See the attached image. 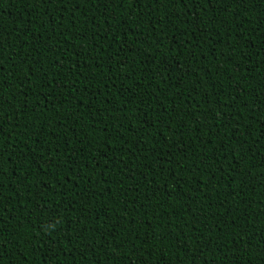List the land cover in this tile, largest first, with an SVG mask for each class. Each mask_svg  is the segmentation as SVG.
<instances>
[{
    "label": "trees",
    "instance_id": "trees-1",
    "mask_svg": "<svg viewBox=\"0 0 264 264\" xmlns=\"http://www.w3.org/2000/svg\"><path fill=\"white\" fill-rule=\"evenodd\" d=\"M0 130V264H264V0H0Z\"/></svg>",
    "mask_w": 264,
    "mask_h": 264
},
{
    "label": "snow or ice",
    "instance_id": "snow-or-ice-1",
    "mask_svg": "<svg viewBox=\"0 0 264 264\" xmlns=\"http://www.w3.org/2000/svg\"><path fill=\"white\" fill-rule=\"evenodd\" d=\"M3 135H4L3 131L0 130V136H3ZM0 147H2V144H0ZM5 171H6V170H5Z\"/></svg>",
    "mask_w": 264,
    "mask_h": 264
}]
</instances>
